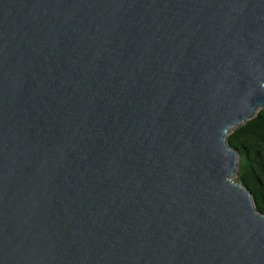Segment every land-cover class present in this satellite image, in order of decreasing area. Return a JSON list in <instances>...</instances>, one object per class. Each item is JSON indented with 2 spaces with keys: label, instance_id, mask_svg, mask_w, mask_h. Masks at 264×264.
I'll return each mask as SVG.
<instances>
[{
  "label": "water",
  "instance_id": "95a60500",
  "mask_svg": "<svg viewBox=\"0 0 264 264\" xmlns=\"http://www.w3.org/2000/svg\"><path fill=\"white\" fill-rule=\"evenodd\" d=\"M263 106L264 0H0V264H264Z\"/></svg>",
  "mask_w": 264,
  "mask_h": 264
},
{
  "label": "trees",
  "instance_id": "16d2710c",
  "mask_svg": "<svg viewBox=\"0 0 264 264\" xmlns=\"http://www.w3.org/2000/svg\"><path fill=\"white\" fill-rule=\"evenodd\" d=\"M226 139L239 152L236 180L251 191L256 209L264 213V106L235 125Z\"/></svg>",
  "mask_w": 264,
  "mask_h": 264
},
{
  "label": "rangeland",
  "instance_id": "374dc122",
  "mask_svg": "<svg viewBox=\"0 0 264 264\" xmlns=\"http://www.w3.org/2000/svg\"><path fill=\"white\" fill-rule=\"evenodd\" d=\"M232 128H233V127L229 128L227 132H230V131L232 130ZM238 161H239V159H238ZM236 169H237V167H236ZM231 178H232V180H234V181L236 180V171H235V173H233V174L231 175Z\"/></svg>",
  "mask_w": 264,
  "mask_h": 264
}]
</instances>
